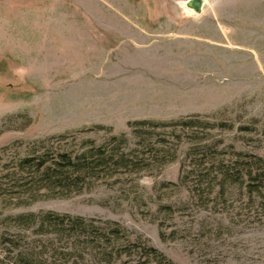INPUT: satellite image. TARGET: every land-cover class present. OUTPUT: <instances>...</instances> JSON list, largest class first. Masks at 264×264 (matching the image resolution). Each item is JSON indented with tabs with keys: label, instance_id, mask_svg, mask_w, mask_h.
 I'll return each mask as SVG.
<instances>
[{
	"label": "rangeland",
	"instance_id": "1",
	"mask_svg": "<svg viewBox=\"0 0 264 264\" xmlns=\"http://www.w3.org/2000/svg\"><path fill=\"white\" fill-rule=\"evenodd\" d=\"M186 2L0 0V264H264V0ZM88 139L124 159L21 165Z\"/></svg>",
	"mask_w": 264,
	"mask_h": 264
},
{
	"label": "trees",
	"instance_id": "2",
	"mask_svg": "<svg viewBox=\"0 0 264 264\" xmlns=\"http://www.w3.org/2000/svg\"><path fill=\"white\" fill-rule=\"evenodd\" d=\"M143 123H147V121L133 122V124ZM176 123L191 125L194 121L186 118L179 120ZM206 123L208 127L216 125L215 123ZM60 137H64V135H60ZM118 138L119 137L117 135L111 136V139L113 140H118ZM106 145L107 143L95 144L92 140L88 139L82 143L81 148L75 153L69 152L68 150H58L55 154H53L54 156L49 155V148L46 147L45 150L39 154L31 152L27 156L23 157L20 162L24 167H34L33 176L31 178H33V184L40 185L36 186L37 189L45 188L48 190L54 189L55 187L67 189L70 184H75L78 180L84 181L87 177L92 176V173H94L96 168L100 167L104 163H108V161L122 162L124 159L123 154L113 152L110 149L107 150ZM255 164H257L255 165V168L248 169L247 175L250 181H257L260 183V186L264 187V159L261 157L257 158ZM29 215L33 216V214ZM64 217L69 216L64 215ZM114 224L117 225L115 222ZM148 249L151 253H153V256L155 255L160 257L165 260L167 264H174L162 253L158 252L156 248L148 246Z\"/></svg>",
	"mask_w": 264,
	"mask_h": 264
},
{
	"label": "water",
	"instance_id": "3",
	"mask_svg": "<svg viewBox=\"0 0 264 264\" xmlns=\"http://www.w3.org/2000/svg\"><path fill=\"white\" fill-rule=\"evenodd\" d=\"M186 4L192 11L199 13L203 7V0H187Z\"/></svg>",
	"mask_w": 264,
	"mask_h": 264
},
{
	"label": "bare ground",
	"instance_id": "4",
	"mask_svg": "<svg viewBox=\"0 0 264 264\" xmlns=\"http://www.w3.org/2000/svg\"><path fill=\"white\" fill-rule=\"evenodd\" d=\"M190 12V11H189Z\"/></svg>",
	"mask_w": 264,
	"mask_h": 264
}]
</instances>
